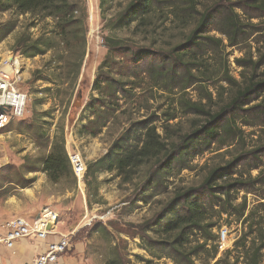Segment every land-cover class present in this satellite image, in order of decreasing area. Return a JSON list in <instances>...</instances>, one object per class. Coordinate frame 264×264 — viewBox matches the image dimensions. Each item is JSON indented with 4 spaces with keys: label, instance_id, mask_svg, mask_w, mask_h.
Wrapping results in <instances>:
<instances>
[{
    "label": "trees",
    "instance_id": "obj_1",
    "mask_svg": "<svg viewBox=\"0 0 264 264\" xmlns=\"http://www.w3.org/2000/svg\"><path fill=\"white\" fill-rule=\"evenodd\" d=\"M116 1L99 0L103 27L130 36L107 38L108 53L92 85L98 98L87 105L79 135L97 138L121 117L128 125L102 157L87 164L88 205L92 198L101 204L103 174L140 186L132 203L145 204L170 172L191 171L208 154L228 155L199 186L176 192L142 226L143 235L152 232L160 240L140 239L173 264H264V38H255L264 34V0H128L115 10ZM4 14L10 17L0 23V44L24 17L26 29L11 51L26 59L52 54L33 73V85L62 83L57 71L66 69L78 79L89 34L84 0H0ZM42 22L45 29L35 38L29 31ZM235 52L242 56L231 62ZM248 137L257 140L248 144ZM32 164L26 173L42 172L55 185L67 178L76 190L64 133L49 155ZM249 195L257 199L251 203ZM233 222L240 235L221 252L219 232Z\"/></svg>",
    "mask_w": 264,
    "mask_h": 264
},
{
    "label": "rangeland",
    "instance_id": "obj_2",
    "mask_svg": "<svg viewBox=\"0 0 264 264\" xmlns=\"http://www.w3.org/2000/svg\"><path fill=\"white\" fill-rule=\"evenodd\" d=\"M84 1L88 11L89 34L83 66L76 81L73 80V74L68 77V69L65 68L64 74H62L61 70L57 71V73L62 75V83H60V80L56 84L51 85L43 82L33 85V73L36 70H40L49 61L52 54L33 59H26L21 56L25 60L26 70L23 75L25 81L20 83L19 88L28 95L29 101L24 119L12 123L5 130L0 131V216H3L0 219L10 218L8 215L34 219L42 209L51 208L53 211H60V219L66 218L71 223L79 221L89 223L90 220L89 224L91 225L88 230L104 223L116 233L128 234L129 236L136 235L147 241L148 238L160 240L158 235L152 234V232L151 234L143 235L144 228L142 226L154 220L176 192L181 189L199 186L205 172L210 167L225 163L229 159L228 155L208 154L196 159L190 165L191 171L184 170L177 174L169 171L167 181L161 183V188L150 191L149 195H147L150 198L152 197L151 194H157L145 204L142 202L132 203L135 193L141 191L140 186L134 184L123 185L120 179L113 178L109 174H103L99 178L103 182L99 192L101 204H98L92 198L91 206H89L87 203L85 177L82 179L77 178V188L76 190H71V183H69L67 178L62 180L60 184L55 185L50 183L47 176L42 172L29 174L25 172L27 168L34 166L32 164L33 161L44 158L51 153L54 140L61 136L62 133H64L69 157L79 156L86 165L87 171V164L102 157L108 151L113 140L127 128L128 121L126 116L121 117L119 120L110 121L97 138L81 137L79 135L81 127L86 124L84 117L86 116L87 105L92 98H98L97 93L92 90V85L98 67L108 53L106 47L107 38L130 36L127 31L112 33L108 29H104V22L99 10V0ZM127 2L128 0H117L113 9L116 10L120 5H126ZM238 12L242 20H245L246 12L241 10ZM112 14H114V10L107 16ZM9 17V14L0 15V23L7 21ZM26 22V18L20 17L18 29L4 41L5 45L0 48V56L7 50L11 51L15 40L24 33ZM47 22L52 25L50 21ZM44 26L45 22H42L36 28L30 29L29 32L37 38L44 31ZM165 35L168 40H172V37H174L173 32H168ZM260 35L255 38H258V40L264 38V34L263 36ZM241 56V54L235 52L231 62H233L235 57ZM54 60L56 63L53 66H55V70H58L61 65L57 64V58ZM232 73L233 76L238 78L239 70L235 64L232 65ZM49 89L51 94L46 92ZM80 92L82 97L79 100ZM134 118L139 120L137 116ZM184 126H187L186 122ZM40 136H44V139H40ZM260 136L262 135L258 131V136L256 137ZM256 137H248V144H250L251 140H257ZM254 175H256V172ZM34 178L36 179L35 183L26 189H22L20 185L27 184L28 181ZM256 199L255 196L249 195L251 203ZM11 211H13L11 214L7 213ZM70 225L68 224L65 227L69 228ZM240 231V225L234 222L230 226L222 227L219 236L222 232H226L227 237L222 245L221 252L232 248L234 240L240 235ZM125 240L123 236L119 238V246L122 251L126 241L128 243L127 247L129 246V241ZM117 243L118 240L116 238ZM131 249L133 250V248ZM121 253L123 254L124 252ZM146 256H149L148 252ZM162 264L173 263L164 262Z\"/></svg>",
    "mask_w": 264,
    "mask_h": 264
},
{
    "label": "crops",
    "instance_id": "obj_3",
    "mask_svg": "<svg viewBox=\"0 0 264 264\" xmlns=\"http://www.w3.org/2000/svg\"><path fill=\"white\" fill-rule=\"evenodd\" d=\"M4 45L5 42L1 43L0 48ZM12 212L7 213L11 214ZM55 212L60 216V211ZM8 216L10 218L0 219V223L18 218L12 215ZM60 220L55 232L48 236L46 240H20L12 250L0 245V264H27L33 262L45 254L49 244L58 241L61 237L69 239L70 248L61 256L58 264H147L148 261L153 264H162L170 262L166 259H160L161 257L158 253L156 254L153 246L141 242L140 237L136 235L129 236L128 234L116 233L104 223L88 230L91 225L89 224L90 220L89 223L83 221L71 223L66 218ZM68 224L71 225L66 228L65 226ZM121 236L129 241L127 247L128 243L125 240L126 244L123 251L119 246ZM116 238L118 240L117 244ZM147 252L149 253L148 257L146 256Z\"/></svg>",
    "mask_w": 264,
    "mask_h": 264
},
{
    "label": "built area",
    "instance_id": "obj_4",
    "mask_svg": "<svg viewBox=\"0 0 264 264\" xmlns=\"http://www.w3.org/2000/svg\"><path fill=\"white\" fill-rule=\"evenodd\" d=\"M25 60L7 50L0 56V131L10 124L22 121L25 117L29 97L20 90V83L26 70ZM75 176L82 179L86 174V165L79 156L70 158ZM60 222V216L51 208H44L34 219L15 218L0 223V245L12 250L15 244L24 239L46 240L52 235ZM50 227V230H49ZM225 229V228H224ZM226 232L220 234L221 248L226 240ZM70 248V241L61 237L49 244L45 254L27 264H58L61 256Z\"/></svg>",
    "mask_w": 264,
    "mask_h": 264
},
{
    "label": "water",
    "instance_id": "obj_5",
    "mask_svg": "<svg viewBox=\"0 0 264 264\" xmlns=\"http://www.w3.org/2000/svg\"><path fill=\"white\" fill-rule=\"evenodd\" d=\"M81 97H82V94H81V92H80V93H79V96H78V99L80 100ZM49 230H50V227H49Z\"/></svg>",
    "mask_w": 264,
    "mask_h": 264
}]
</instances>
